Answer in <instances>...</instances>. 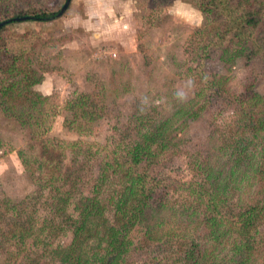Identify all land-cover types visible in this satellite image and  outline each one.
<instances>
[{"label":"trees","instance_id":"1","mask_svg":"<svg viewBox=\"0 0 264 264\" xmlns=\"http://www.w3.org/2000/svg\"><path fill=\"white\" fill-rule=\"evenodd\" d=\"M5 2L10 0H0V7ZM201 4L205 23L199 39L191 42L199 56L198 72L194 73L198 78L196 99L179 113L189 111L194 119L200 117L198 121L208 115L212 121L209 134L215 135L216 151L231 173L219 182L227 172L213 171L208 163L200 167L194 162L195 166L192 157V161L184 162L191 179L180 185L178 197L170 198L177 205L174 212L184 215L190 209L206 226L210 244H177L174 239L170 244L171 238H167L157 247L163 252L154 257L153 243L130 238L154 204L161 214L170 202L166 191L158 195L168 181L166 169H160L175 165L177 158L186 161L189 157L187 150L179 147L178 136L171 132L173 126L183 123L179 125L173 118L157 121L150 114L145 116L140 108L142 115L135 127L128 125L121 139H113L114 145L107 140L102 150L95 151L83 140L63 143L49 139L46 144L41 142L38 157L21 153L36 190L18 203L11 198L3 202L0 246L13 251L6 264H119L128 254L135 264L145 263L147 256L151 262L157 258L155 264H180L170 248H181L182 255L188 257L181 264H264V255L255 247L257 241L264 243V95L248 90L237 95L230 90L233 69L241 60L249 64L258 59L264 64V34L258 31L264 0H203ZM58 14L34 11L17 12L15 16L50 22ZM8 18L0 12V23L16 21ZM11 23L0 27V33ZM27 51L25 46L20 47L19 61L0 67V107L5 115L21 117L34 130H40L43 120L32 122L31 115L35 116L47 99L33 90L40 81L34 79L42 71L32 67L34 59L26 56ZM216 55L226 74L207 72ZM82 97L83 103L73 102L70 108L75 119H91V115L99 119L90 111L88 96ZM223 112L230 117L218 125ZM69 148L78 164L67 162ZM96 161L98 170L93 165ZM245 197L247 210L229 214L243 206ZM107 211L112 213V221ZM225 215L239 218L226 220ZM69 235L73 236L71 243L62 245V238ZM154 240L157 243L159 239Z\"/></svg>","mask_w":264,"mask_h":264},{"label":"rangeland","instance_id":"2","mask_svg":"<svg viewBox=\"0 0 264 264\" xmlns=\"http://www.w3.org/2000/svg\"><path fill=\"white\" fill-rule=\"evenodd\" d=\"M66 1L10 0L0 7V12L3 17L9 16L8 19L20 18L15 16L17 12L60 13ZM202 1L72 0L67 11L61 17L58 14L53 21H15L0 33V67L19 61L18 49L25 46L26 56L34 59L32 67L42 71L34 79L40 81L33 90L47 99L39 112L31 115L32 122L43 120L44 128L40 130H34L21 117L5 115L0 107V216L4 214L2 207L6 198L18 203L36 190L29 180L30 173L21 153L38 157L42 152L41 142L46 144L54 139L63 143L87 141L95 151L102 145L106 147L107 140L114 145L112 140L121 139L128 125L135 127V121L142 115L140 108H143L145 116L150 114L157 121L173 118L179 125L183 123L181 127L173 126L171 132L178 136L179 147L187 150L189 157L186 161L177 158L175 165L168 164L160 169L161 172L166 169L164 174L168 181L163 183L164 189L158 195L166 191L165 197L170 202L161 214L154 204V209L139 222L130 238L153 243L151 246L156 247L154 257L163 252L157 247L167 238H171L170 244L173 239L177 244L182 241L210 244L204 231L206 226L195 219L192 210L187 209L184 215L174 212L178 209L171 200L172 195L178 197L180 185L191 179V171L185 169L184 162L192 161V157V163L196 162L197 166L208 163L213 171L227 172L219 182L225 181L231 173L224 164L225 159L216 151L215 135L209 134L212 121L208 115L198 121L200 117L194 119L189 111L179 113L191 99H196L198 78L194 73L198 72L199 59L196 58L199 56L191 42L199 39L200 28L205 23ZM260 15L258 31L264 34V12ZM220 67L216 55L207 72L226 74ZM233 75L235 78L230 86L233 94H244L248 90V93L264 95V64L260 60L249 64L241 60L233 69ZM82 96H88L90 111L97 113L99 119L95 120L94 115L91 119H75L70 108L73 102L83 103ZM229 117L223 112L218 125ZM79 125L82 128L77 130ZM70 149L67 162L78 164ZM180 154L183 157V153ZM93 165L98 170V161ZM243 200V206H237L229 214L247 210L249 203L246 197ZM106 213L112 221V213ZM225 218L237 220L239 216L225 215ZM2 222L0 220V224ZM237 225L240 227L243 223ZM72 237L62 238V245L68 246ZM154 239L159 240L156 243ZM255 247L264 255V243L257 241ZM169 251L174 252L180 264L188 258L182 255L181 248ZM11 252L0 246V264L9 261ZM156 262L157 258L151 262L147 256L145 263L139 264ZM119 264L135 263L128 254Z\"/></svg>","mask_w":264,"mask_h":264},{"label":"water","instance_id":"3","mask_svg":"<svg viewBox=\"0 0 264 264\" xmlns=\"http://www.w3.org/2000/svg\"><path fill=\"white\" fill-rule=\"evenodd\" d=\"M71 1H72V0H67V1H66V4L64 5V7L62 8V10H61L60 13H59V17H61V16L67 11V9H68L69 6H70ZM26 19H27V18L24 17V18H16L15 20H16V21H25ZM12 21H13V20H8V21H6V22L0 23V27L6 25V24H8V23H11Z\"/></svg>","mask_w":264,"mask_h":264}]
</instances>
